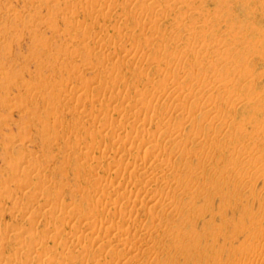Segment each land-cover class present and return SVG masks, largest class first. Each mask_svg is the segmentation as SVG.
Masks as SVG:
<instances>
[{"label":"rangeland","instance_id":"374dc122","mask_svg":"<svg viewBox=\"0 0 264 264\" xmlns=\"http://www.w3.org/2000/svg\"><path fill=\"white\" fill-rule=\"evenodd\" d=\"M0 264H264V0H0Z\"/></svg>","mask_w":264,"mask_h":264},{"label":"bare ground","instance_id":"6f19581e","mask_svg":"<svg viewBox=\"0 0 264 264\" xmlns=\"http://www.w3.org/2000/svg\"><path fill=\"white\" fill-rule=\"evenodd\" d=\"M238 43V42H237ZM240 44V43H239ZM239 44H236V45H239ZM141 117V116H140ZM139 119V118H138ZM141 119V118H140ZM145 119L148 121L149 120V118L147 117H145ZM143 120V118L141 119V121ZM147 121H144L143 120V122H145V123H147ZM150 121V120H149ZM148 121V122H149ZM197 152L198 151H200L199 149L198 150H196ZM195 150H194V153L196 152ZM197 152H196V154H197ZM199 153V152H198ZM199 155V154H198ZM196 156V155H195ZM134 167V166H133ZM30 178V177H29ZM111 179H113V180H118L119 182H121V183H124V184H127L128 182H129V179L130 178H127L126 176H124V175H121V174H119V175H117V174H112L111 175ZM128 185V184H127ZM126 186V185H125ZM150 200H151V197L149 198ZM129 205V204H128ZM143 211V210H142ZM142 211H140V212H138L137 211V213L135 214V216H137V217H139L140 218V216H143V214H144V212H142ZM134 216V215H133ZM136 218V217H135ZM100 226H104V224H102L101 223V225ZM96 227V226H95ZM95 227H93V228H95ZM90 228V227H89ZM92 228V229H93ZM61 231V230H60ZM60 231L58 230V232L60 233ZM95 232L94 233H96V231H97V229L96 230H94ZM57 232V233H58ZM110 232H111V230H110ZM125 233H126V230L124 231ZM121 233V232H120ZM125 233H124V235H125ZM123 234V233H122ZM58 235V234H57ZM122 236V235H121ZM119 238H120V236H119ZM119 238L117 239V241L119 240ZM121 240V239H120ZM122 241V240H121ZM120 241V242H121ZM119 242V241H118ZM123 242V241H122ZM126 242V241H125ZM41 243V242H40ZM124 243V242H123ZM30 245L31 246H35V245H38V243H35V242H31L30 243ZM120 245H122V244H120ZM125 245V244H124ZM126 245H127V242H126ZM39 246V245H38ZM37 248V247H36ZM45 249V248H44ZM124 249H126V248H124ZM128 249V248H127ZM31 251V250H30ZM44 251H46V250H44ZM253 254V253H252ZM254 255V254H253ZM250 256H252L251 254H250ZM255 256V255H254ZM251 258V257H250ZM254 258H256V256L254 257ZM251 259H253V258H251Z\"/></svg>","mask_w":264,"mask_h":264}]
</instances>
